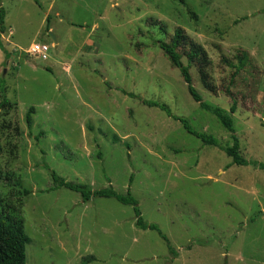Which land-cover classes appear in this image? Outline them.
Instances as JSON below:
<instances>
[{"label":"rangeland","instance_id":"rangeland-1","mask_svg":"<svg viewBox=\"0 0 264 264\" xmlns=\"http://www.w3.org/2000/svg\"><path fill=\"white\" fill-rule=\"evenodd\" d=\"M1 6L9 58L0 51V103L4 95L9 105L0 108V218L23 221L25 264H264V170L229 166L223 151L140 102L162 104L230 145V133L192 100L158 48L180 30L183 51L197 47L209 61L214 91L196 66L194 89L224 114L229 89L239 153L264 165V0ZM33 44L48 48L45 60L28 54ZM237 51L251 62L231 85ZM43 162L92 191L130 190L143 221L158 231L137 229L132 208L114 200L84 204L79 194L54 190Z\"/></svg>","mask_w":264,"mask_h":264},{"label":"trees","instance_id":"trees-1","mask_svg":"<svg viewBox=\"0 0 264 264\" xmlns=\"http://www.w3.org/2000/svg\"><path fill=\"white\" fill-rule=\"evenodd\" d=\"M38 5V3L35 1ZM40 8V6L38 5ZM5 11L1 6L0 0V36L5 33ZM187 44V38L182 34L180 30H176L170 41L168 43L160 42L158 43V48L162 51L163 55L169 62L170 66L177 70L182 78V81L186 85L187 92L192 100L197 103L200 109L211 116H213L220 126L230 133V145L220 146L219 142L212 136L198 133L194 131L188 121L184 118L173 116L170 110L157 102L153 101H144L140 100L141 104L149 107L156 108L164 112L168 117L173 118L175 122L180 123L183 130L190 134L191 136L199 139L204 146L218 148L225 153V155L231 159L229 166H250L260 170H264V165L254 161H246L243 159L239 153V142L235 135V130L233 127V118L232 115L236 112V100L234 96L230 93L229 89H226L224 94L229 97L232 101V105L229 108V113L224 114L220 109L211 108L206 105L201 96L194 89L192 84V78L190 75V68L196 66L197 72L201 81V84L205 89L210 92L214 91V87L211 83V78L208 73L209 61L205 55L202 54L201 50L197 47H192L187 52L183 51L184 46ZM0 51L5 56L7 60L9 54L6 53L1 41H0ZM185 58L187 64L182 63V59ZM235 64H228L234 71L231 75V85L233 84L236 76L250 66V58L248 54L244 51H237L234 56ZM226 62V60H225ZM4 90L2 91V93ZM127 97L134 99L133 94H127L122 92ZM9 105L8 101L5 99V96L2 95V101L0 103V108H5ZM33 109H29L26 115V124L30 128L31 119L30 115L32 114ZM43 168L49 173L53 189H66L73 193L79 194L82 203H88L91 199H111L116 203L131 207L134 213L135 227L140 230H156L158 228L155 225H148L145 223L141 217V212L139 210L138 201L131 194L130 190H127L125 194L117 193L111 186L105 189L92 191L86 185H78L70 182L64 181L58 175L55 174L44 162ZM24 195H28V191H23ZM165 240V237H162ZM30 243V239L26 236L23 227V221L17 219H2L0 218V264H25V246ZM170 253H174L170 249Z\"/></svg>","mask_w":264,"mask_h":264},{"label":"built area","instance_id":"built-area-1","mask_svg":"<svg viewBox=\"0 0 264 264\" xmlns=\"http://www.w3.org/2000/svg\"><path fill=\"white\" fill-rule=\"evenodd\" d=\"M48 53V48L45 45L33 44L28 50V54L34 57L46 59Z\"/></svg>","mask_w":264,"mask_h":264}]
</instances>
